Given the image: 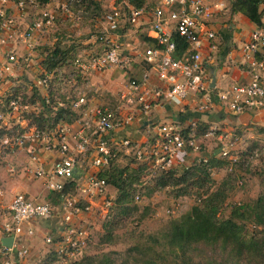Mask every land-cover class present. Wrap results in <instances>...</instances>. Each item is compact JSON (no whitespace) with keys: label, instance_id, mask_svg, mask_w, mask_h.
I'll list each match as a JSON object with an SVG mask.
<instances>
[{"label":"built area","instance_id":"built-area-1","mask_svg":"<svg viewBox=\"0 0 264 264\" xmlns=\"http://www.w3.org/2000/svg\"><path fill=\"white\" fill-rule=\"evenodd\" d=\"M83 1L0 0V44L6 45L19 36L31 46L33 37L51 31L58 19L79 21L83 15L80 7ZM206 1L143 0V5L138 7L131 0H92L101 15L95 18V25L99 29L95 34L98 50L84 58L75 57L70 72L42 71L33 87L47 89L49 81L56 76L61 82L60 92L65 93V85H74L76 75L83 78L85 74L102 73L108 68L127 71L137 63L145 64L148 69L142 70L139 79L127 81L115 103L94 108L91 117L86 112H80L82 115L77 120L76 130L67 124L57 125L50 139L46 129L27 126L25 116L32 114L33 104L23 102L18 97H10V94H0V123L7 129H18L14 135L0 138L2 147L15 151L24 149L28 144H40L44 151L56 150L60 153L59 158L46 167L40 162L37 153L30 149L27 157L35 167H25L24 172L41 180L48 192L58 194L56 213L61 218V230L56 239L45 237L44 244L53 249L61 262L74 257L89 242L88 229L80 225L78 220L83 213L91 211V200L101 199L106 210L112 206V200L107 195L106 180L118 154L130 156L145 172L155 173L175 167L179 154L199 149L194 122L186 127L175 122L150 124L152 135L144 140L124 137L116 141L108 138L107 134L143 122L155 104L180 105L189 96L201 99L199 111H206L213 98L234 115L264 111L261 78L264 58H256V55L264 54V28L251 31L241 48L249 80L231 84L213 95L201 59L203 40L214 37L205 23L208 16ZM258 1L264 9V0ZM42 4H46V7H41ZM50 4L52 8L48 7ZM11 8L22 14L32 13L30 22L20 35L16 33ZM139 27L148 28L154 46L122 53V30L128 29L130 32ZM174 36L184 44L178 56H175L177 45ZM16 63L17 56L13 53L0 58V79L10 75ZM149 71L154 73L158 84L150 83ZM74 92L78 95L80 90L74 89ZM83 103V97H78L72 107L77 109ZM11 116L14 122L9 125ZM215 130L208 129L203 134L204 138L213 137ZM69 140L73 141L72 147L69 146ZM220 146L213 157L225 159L231 165L239 162L247 165L260 154L258 149H253L245 150L241 156L240 153H233L230 144L222 143ZM206 160L201 158L203 162ZM70 183L72 192H64L65 185ZM138 199L139 196L135 195L134 201ZM7 210L10 220L0 225V240L11 237L12 242L10 248H6L0 241V260L2 264H13L28 253L24 240L33 233L26 228V223L32 219L48 220L55 211L50 202L29 199L23 193L12 197ZM107 214L108 210L105 216Z\"/></svg>","mask_w":264,"mask_h":264},{"label":"crops","instance_id":"crops-1","mask_svg":"<svg viewBox=\"0 0 264 264\" xmlns=\"http://www.w3.org/2000/svg\"><path fill=\"white\" fill-rule=\"evenodd\" d=\"M206 6L208 8V16L205 18V23L207 28L213 32L214 37L210 40H203L201 59L203 68L209 79V87L213 88L212 94L214 95L218 91L228 88L231 84L245 83L249 80L241 48L248 40L251 31L255 28H264V12L261 17V27H257L243 14L231 12V0H207ZM260 8L262 7L260 6ZM10 13L15 20L16 33H23L32 17H27L28 13L22 14L15 10V8H11ZM147 29V27H139L131 29L130 32L128 29L122 30L120 40L122 44L121 52L128 53L133 50L153 47L154 40L150 38ZM50 32L36 34L33 37L31 46L24 43L19 36H15L6 45L0 44V58L7 53H13L17 56L15 68L13 67L12 73L8 77H14V79L23 77V80H26L23 73H27L28 76L32 75L33 78L31 82L22 81L18 84L17 82L20 80L3 82L7 77L0 79V94L12 93L17 85L21 87L18 89L24 90L25 93L33 88L37 101L31 109L32 114L37 113L41 108V101H45L48 98L47 89L42 87L35 88L33 87V83L43 71L40 65H35L36 62L42 60L39 51L44 47L53 46L58 41L57 37L50 35ZM85 42L95 43V47H88L86 50H82L84 54L79 56L82 58L96 52L99 48L98 42H94L92 37ZM61 43L66 44L67 42L61 40ZM37 48H40L38 54ZM178 54L177 52L175 56H178ZM143 69H148V66L137 63L127 71L108 68L102 73L85 74L83 78L81 77L82 81L75 88L76 90H80V93L78 95L74 93L73 100L70 102L72 110L78 113L82 112V114L86 112L88 116H93L94 108L115 103L118 93L124 88L127 81L129 79H139ZM261 78L264 87V69L261 71ZM149 81L151 84H158L152 71H149ZM211 84H213V87H211ZM78 97H83L84 103L79 108L74 109L72 103ZM201 103V99L189 96L180 105L155 104L151 107L147 118L143 122L134 123L128 127L113 131L107 134V137L116 141L124 137L138 140L142 132L151 130L152 125L159 122H175L181 127H186L194 122L197 126H206V130L210 128L216 129L214 136L208 137L218 142L216 150L210 153L212 156H215L222 143L230 144L233 149V144L240 143L241 138H244L245 135L251 137L252 140H256L264 134V111H249L234 115L218 104L214 98L206 111H199L198 106ZM63 104L65 103L58 100L54 104L53 109L55 110L63 106ZM82 114L80 113V116ZM10 120H14L12 116L8 119L9 125L12 124ZM77 120L70 123L58 121L55 126L67 124L72 130H76L78 128ZM145 122H147L146 125H144ZM53 128L47 130V135L50 139L52 138L50 135ZM204 139L203 135L198 136V144L203 142ZM69 146H73L72 140H69ZM0 149L13 152V154L6 152L3 155L9 160L5 165L4 171L0 169V225L10 220L7 207L12 197L17 193H23L29 199L50 202L55 211L54 215L48 220L32 219L26 223V228L31 229L33 235L25 237V246L27 247L37 234H41V242L48 236L53 239L58 238V233L61 230V218L56 213L59 201L53 198L50 194L51 192H48L44 188L41 180L35 179L29 173L24 172V168L35 167V164H32L27 157L30 149H33L37 153L40 162L46 167L59 158L60 153L56 150L44 151L40 144H28L24 149L15 151L2 147L0 144ZM232 151L233 153H240L237 152L238 150L233 149ZM202 154L201 146L199 145L198 150L179 154L175 166L178 165L180 167L185 165L187 167L194 161L208 157ZM68 185L66 184L65 187ZM80 219H82V216ZM78 222L80 224V220ZM36 242L37 240L33 244ZM29 248L32 247L28 246V252H33V249L29 251Z\"/></svg>","mask_w":264,"mask_h":264},{"label":"trees","instance_id":"trees-1","mask_svg":"<svg viewBox=\"0 0 264 264\" xmlns=\"http://www.w3.org/2000/svg\"><path fill=\"white\" fill-rule=\"evenodd\" d=\"M131 1L135 6L143 5V0ZM80 7L84 17L100 14L98 6L92 0H84ZM230 9L233 13L243 14L257 27H261L264 9L260 8L258 0H231ZM174 41L180 54L184 44L176 36ZM74 50L72 42L62 44L61 39L51 47H44L39 51V55L42 56L40 61L42 70L46 73H55L58 70L70 72ZM256 58L262 59L264 54L256 55ZM80 81H82L80 75H76L75 84H66V91L63 93L60 92L61 82L56 76L53 77L47 87V103L41 101V108L37 113L25 116L27 126L50 130L58 121L70 123L78 119L80 113L72 110L70 102L73 100L74 89ZM10 95L33 105L37 101L33 88L27 93L21 89H14ZM58 100L65 104L54 110L53 106ZM17 130V127L11 130L0 126V138L14 135ZM206 131V126L196 125V136L203 135ZM240 154L242 156L245 153L240 152ZM237 165L246 167L241 162L231 165L225 159H216L212 156L205 162L201 159L194 161L185 168L173 167L162 172L156 171L151 180V190L145 187L146 192L169 188L175 197H180L192 191L196 195V203L179 217L166 222L161 239L150 237L155 246H150L145 252L137 248L139 257L137 262L139 264H264V196L259 195L252 205L230 206L228 214L223 216L221 211L226 199V190L220 184L210 190L213 185L211 170L224 166L232 168ZM137 167L138 174L144 172L141 166ZM137 173H127L125 168H113L107 174L106 183L116 190V195L110 207L115 213L107 214L102 223L105 234L101 241L105 243L112 241V226H116L122 218L135 210L131 203L135 196L133 187H136L140 181V175L137 176ZM72 189L70 183L65 187L64 192H72ZM50 194L58 199L57 193ZM249 225L252 230H249ZM56 261L61 262L50 247L49 255L43 264H55ZM123 263H126L124 259L123 262L116 263L111 253L97 256L84 255L80 260L73 262V264Z\"/></svg>","mask_w":264,"mask_h":264},{"label":"rangeland","instance_id":"rangeland-1","mask_svg":"<svg viewBox=\"0 0 264 264\" xmlns=\"http://www.w3.org/2000/svg\"><path fill=\"white\" fill-rule=\"evenodd\" d=\"M41 7H46V4H42ZM48 7L52 8V5L50 4ZM31 14H28L27 17H32ZM100 16V14L94 16L85 15V17L82 15L79 21H62L58 19L54 23L52 31H49L50 35L64 40V42H67L66 44L72 42V45L75 47L72 54L73 58L82 56L84 54L82 50H86L88 47H95V43H86L85 41L92 37V40L96 42L95 34L98 32V28L95 25V18ZM92 18L94 19L91 21ZM39 49L37 48V54ZM35 65L39 66L40 62H36ZM23 74H25L26 80H23V77L14 79V77L7 76L3 82L20 80L17 82L18 84L22 81H32V75ZM18 88L21 87L17 85L16 89ZM12 122L14 120H10V123ZM0 126L7 128L2 123H0ZM151 135V130H146L142 132L138 140H144L151 137ZM251 140V137L245 135L244 138H241L240 143L233 144V149L238 150L237 152H244V150L248 151L249 149H258L260 151L259 156L248 163L246 167L242 168L241 165H237L229 169V167L224 166L211 170L210 176L213 185L212 187L209 186V189L211 187L210 190H213L220 184L226 190V199L221 211V215L223 216L228 214L230 206L241 204L252 205L259 195L264 196V134L256 140ZM199 145L201 146L202 155L208 156L206 159H209L212 157L210 153L216 150L218 142L213 141V138H205ZM6 152L13 154V152L0 149V169L2 171H4L5 165L9 160L3 156ZM112 165L114 168H125L127 173H137V163L130 156L127 157L124 154H118L117 158L113 160ZM175 167L181 169L185 168V165L180 167L176 165ZM138 175H140L139 184L133 188H135L134 195H138L140 199L137 201L133 199L131 206H134L135 210L122 218L116 226H112V241L105 243L101 241V238L105 234V230L102 227L103 220L107 217L105 216V212L108 210V214L111 213L113 215L115 213L114 209L109 208L106 210L101 199H92L90 204L91 211L83 213L82 219H80V225L87 228L89 232L88 245L74 257L65 259L62 262L56 261L55 264H73V262L80 260L84 255L97 256L106 253H111L116 263L123 262L124 259L126 263L123 264H139L137 262L139 257L136 249L140 248L145 252L148 251L150 246H155L156 244L151 241L150 237L161 239L166 222L169 219L179 217L196 203V195L192 191L190 194L180 197H175L173 191L169 188L146 192V188L151 190V180L154 173L144 171L139 174L137 173ZM107 195L110 200L114 201L116 190L108 186ZM248 228L252 230L251 225ZM35 240L37 242L33 244ZM42 242L41 234H37L30 244L27 245V248L28 246L32 247L29 248V251L33 249V252H28L23 259L16 260V264H43L49 255L50 248L44 245V239ZM1 262L0 260V264H2Z\"/></svg>","mask_w":264,"mask_h":264},{"label":"water","instance_id":"water-1","mask_svg":"<svg viewBox=\"0 0 264 264\" xmlns=\"http://www.w3.org/2000/svg\"><path fill=\"white\" fill-rule=\"evenodd\" d=\"M211 87H213V84H211ZM147 122L144 123V125H146ZM1 244L6 247V248H10L11 246V242H12V238L11 237H5L2 238L1 240Z\"/></svg>","mask_w":264,"mask_h":264}]
</instances>
